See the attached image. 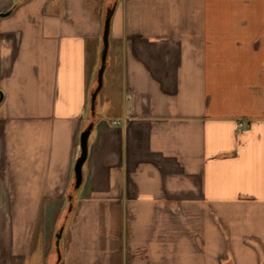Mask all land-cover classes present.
Returning a JSON list of instances; mask_svg holds the SVG:
<instances>
[{
  "label": "crops",
  "instance_id": "1",
  "mask_svg": "<svg viewBox=\"0 0 264 264\" xmlns=\"http://www.w3.org/2000/svg\"><path fill=\"white\" fill-rule=\"evenodd\" d=\"M0 92V264H264V0H0Z\"/></svg>",
  "mask_w": 264,
  "mask_h": 264
},
{
  "label": "water",
  "instance_id": "2",
  "mask_svg": "<svg viewBox=\"0 0 264 264\" xmlns=\"http://www.w3.org/2000/svg\"><path fill=\"white\" fill-rule=\"evenodd\" d=\"M115 8V4L108 8L105 13L104 17V24H103V31L101 37L102 47L99 54V67L96 71V85L94 89L90 92L89 97V111L90 115L94 117L95 115V105H96V98L103 86V74L106 67V58L108 52V38H109V30H110V20ZM1 92H0V100H1ZM92 130V123L86 126V128L80 133L79 135V142H78V149L76 158L73 165V187L74 189H78L82 183V166L87 158L88 153V137ZM62 234V229L55 234V251L57 254V261L60 260V251H59V240Z\"/></svg>",
  "mask_w": 264,
  "mask_h": 264
},
{
  "label": "rangeland",
  "instance_id": "3",
  "mask_svg": "<svg viewBox=\"0 0 264 264\" xmlns=\"http://www.w3.org/2000/svg\"><path fill=\"white\" fill-rule=\"evenodd\" d=\"M114 4L116 5V2H114ZM85 166V165H84ZM84 168V167H83ZM65 211V210H64ZM64 213H63V211L61 212V214H60V217L58 218V223L56 224V227H55V231H54V234H53V239H52V247H53V249H54V251H55V247H54V242H55V234H57L58 233V231L59 230H61L62 228H65V221L63 222V221H61V217H62V215H63ZM72 243H75V244H73L72 246L74 247V246H76L77 247V245H78V240H72L71 241ZM63 243V233H62V235H61V237H60V240H59V251H61V245L60 244H62ZM60 262V261H59ZM59 262H57L56 261V263L57 264H59Z\"/></svg>",
  "mask_w": 264,
  "mask_h": 264
},
{
  "label": "built area",
  "instance_id": "4",
  "mask_svg": "<svg viewBox=\"0 0 264 264\" xmlns=\"http://www.w3.org/2000/svg\"><path fill=\"white\" fill-rule=\"evenodd\" d=\"M114 124H118V122L114 121ZM244 127H246L245 123L239 122L238 125H237V131L243 129Z\"/></svg>",
  "mask_w": 264,
  "mask_h": 264
}]
</instances>
